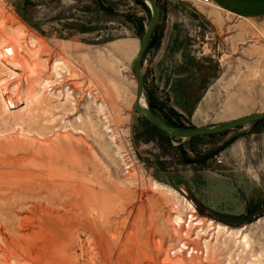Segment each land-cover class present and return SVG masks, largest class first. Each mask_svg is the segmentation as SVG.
<instances>
[{"label": "rangeland", "instance_id": "rangeland-1", "mask_svg": "<svg viewBox=\"0 0 264 264\" xmlns=\"http://www.w3.org/2000/svg\"><path fill=\"white\" fill-rule=\"evenodd\" d=\"M157 1L144 103L182 127L263 112L264 18ZM151 16L136 0H0V19L44 45L41 81H50L40 92L0 67V196L28 200L0 223V264H165L185 243L204 264H264V120L177 139L139 114L132 61ZM48 175L68 182L47 189L63 203L81 200L86 183L113 235L101 229L90 244L76 229L47 227L33 206L47 201L24 189ZM194 214L203 227L189 226Z\"/></svg>", "mask_w": 264, "mask_h": 264}, {"label": "bare ground", "instance_id": "bare-ground-1", "mask_svg": "<svg viewBox=\"0 0 264 264\" xmlns=\"http://www.w3.org/2000/svg\"><path fill=\"white\" fill-rule=\"evenodd\" d=\"M6 21V19H0V67H3L5 69L8 68L11 76H20V83L26 84L28 87L32 86L33 84H38L41 87L40 92H43L45 86L50 82L48 79H43L41 81V73L47 70L49 66L48 61L43 58L44 45L38 39L39 37L35 33L31 32L29 34V32L27 31V27L24 24L9 26L8 24H6ZM38 97L39 99H41L42 93L39 94ZM48 176L49 177L47 180L40 182L38 181L37 183H33V185L26 186L24 189L28 191L27 193L29 195V199L37 195H43V198L47 201L44 203H33V206L40 207L41 213L39 219L44 221L47 227H50L53 232L59 235L65 234L68 229H76L80 235L87 236L90 244L98 236L101 240V229L104 230L105 235L108 239L113 235L108 230L110 228V218L108 215H102V217H100L105 220V227L108 229L105 231V227L103 228L102 226H100L101 224L96 212L97 207L94 204L95 199L91 195L87 194L89 192V187L86 183H82L83 188H86L85 190L87 192L83 194L81 200L71 203H63L60 198L61 194H58V196L54 194L51 195L49 194L47 189H49L53 185L66 186L69 185L68 182L65 180V182L59 183L52 175ZM81 190L82 189H80L79 191L81 192ZM34 191L38 192L35 193ZM20 202L23 203H20L21 205H18L19 202H11L10 197L4 198L0 196V223L4 220L8 221L7 219H10V216L14 212L15 207L23 206L28 202V200H22ZM55 204L62 205L65 211L61 212V210L53 207L55 206ZM198 219V216H196L195 214L192 215L191 219L189 220V226L193 220L197 221ZM177 221L184 222L183 218H181L180 216L177 217ZM209 221L210 223H215V226L217 228L226 229L227 232L231 233L236 231L226 225H223L220 222H215L213 219ZM195 225H198L199 227L202 226L200 220H198ZM237 238H239L238 240L245 242L248 247L250 246V243L248 241V232H243ZM103 241L107 246L111 244L106 238ZM183 247V249H180V252L182 253V256H180L181 258H168L165 264H204L203 262L199 261L197 259V256L195 255L199 247H191L188 243H185ZM198 251H200V249ZM206 251L209 255V245L207 244V241ZM187 253L189 255H187ZM259 256L264 258V252L259 254ZM210 264H215V261L214 263Z\"/></svg>", "mask_w": 264, "mask_h": 264}, {"label": "water", "instance_id": "water-1", "mask_svg": "<svg viewBox=\"0 0 264 264\" xmlns=\"http://www.w3.org/2000/svg\"><path fill=\"white\" fill-rule=\"evenodd\" d=\"M146 2L152 11V16L145 33L141 39L139 49L135 58L132 61V66L134 69L137 88H136V99L134 101V109L141 114L150 123L156 126L158 129L169 135L170 137L177 139H194L199 136H210L218 135L239 127H243L254 122L264 120V111L250 114L247 116H242L235 118L220 124L212 126H202V127H177L169 124L165 119L159 116L157 113L152 111L144 103V93H145V78L143 73V60L145 53L150 44V40L158 26L160 20V6L157 0H143Z\"/></svg>", "mask_w": 264, "mask_h": 264}, {"label": "crops", "instance_id": "crops-1", "mask_svg": "<svg viewBox=\"0 0 264 264\" xmlns=\"http://www.w3.org/2000/svg\"><path fill=\"white\" fill-rule=\"evenodd\" d=\"M202 4L201 0H191ZM211 6L230 15L249 19L264 18V0H212Z\"/></svg>", "mask_w": 264, "mask_h": 264}, {"label": "trees", "instance_id": "trees-1", "mask_svg": "<svg viewBox=\"0 0 264 264\" xmlns=\"http://www.w3.org/2000/svg\"><path fill=\"white\" fill-rule=\"evenodd\" d=\"M137 2H140V3H145L143 0H136ZM151 109V108H150ZM152 110V109H151ZM153 111V110H152ZM167 121V120H166ZM169 124H171V125H173V126H177V127H182V126H180V125H178V124H176V123H173V122H169V121H167Z\"/></svg>", "mask_w": 264, "mask_h": 264}, {"label": "built area", "instance_id": "built-area-1", "mask_svg": "<svg viewBox=\"0 0 264 264\" xmlns=\"http://www.w3.org/2000/svg\"><path fill=\"white\" fill-rule=\"evenodd\" d=\"M202 4H205V5H211L212 4V0H201L200 1ZM222 162V160H221Z\"/></svg>", "mask_w": 264, "mask_h": 264}]
</instances>
